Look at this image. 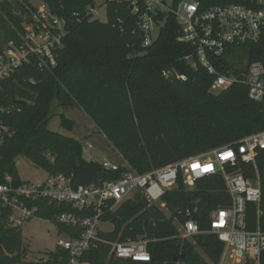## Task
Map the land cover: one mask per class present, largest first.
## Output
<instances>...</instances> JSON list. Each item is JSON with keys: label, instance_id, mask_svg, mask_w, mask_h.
<instances>
[{"label": "trees", "instance_id": "obj_1", "mask_svg": "<svg viewBox=\"0 0 264 264\" xmlns=\"http://www.w3.org/2000/svg\"><path fill=\"white\" fill-rule=\"evenodd\" d=\"M41 1L52 14L67 22V35L54 68L43 71L38 60L32 58L10 79L0 81V105L20 109L0 116L11 130L0 146V184L6 183V177H11L16 185L23 183L17 167L19 158L30 160L50 176L66 177L73 187L99 185L121 177L122 171L108 172L99 162L85 160L81 141L49 128L55 103L64 109L81 108L139 174L234 145L264 131V100L251 101L248 88L241 84L212 95L213 78L202 67L194 70L185 62L184 58L193 49L177 42L180 28L173 15L161 28L158 40L145 48L137 18L123 0L108 3L106 22L87 15L88 9L99 0ZM179 1L175 0V5ZM198 1L203 8L226 3V0ZM27 7H31L32 14ZM36 13L31 0H0V44L4 39L5 43L12 41L20 45L25 25L34 23ZM26 15L32 17L25 18ZM159 19L164 20L162 14ZM234 49L247 50V65L254 62L264 65V30L258 43ZM217 66L222 70L233 69L226 60ZM165 73L170 75L167 77ZM60 126L73 130V123L65 115L60 116ZM257 168L262 201L260 213L255 205H248L250 231L258 226L264 231V151L257 158ZM243 171L248 179L256 176L250 165H244ZM229 203L225 181L220 176L197 181L193 190H187L180 178L160 204H150L140 193L113 210L110 202L103 207L101 221L111 224L113 230L101 232L105 243L87 252L83 261L87 264H218L224 245L210 233V215ZM39 206L38 217L55 224L59 235L71 239L80 236L79 229L56 222L55 216L64 211L87 213L71 206L42 202ZM175 210H179L178 223L189 219L188 212L193 213L201 234L187 239L177 230L168 235L156 232L152 215L164 220ZM8 213L0 209V264H69L68 252L60 246L47 260L25 261L28 250L22 229L8 226ZM140 238L147 241L150 263L124 261L114 255V243ZM176 257L182 259L176 262Z\"/></svg>", "mask_w": 264, "mask_h": 264}, {"label": "built area", "instance_id": "obj_2", "mask_svg": "<svg viewBox=\"0 0 264 264\" xmlns=\"http://www.w3.org/2000/svg\"><path fill=\"white\" fill-rule=\"evenodd\" d=\"M113 0H99L88 9V16L98 19L99 11L106 9ZM129 4L131 14L136 16L139 32L145 48L151 47L159 38L161 28L173 15L179 25L177 42L191 46L193 53L184 58L194 70L202 67L213 78L211 91L221 94L237 84L248 88L251 101L264 100V65L254 62L246 68L222 70L217 65L236 54L235 47L258 43L264 30V0H226V3L203 8L198 0H123ZM34 23L25 25L21 44L10 41L0 45V81L10 79L16 70L37 59L41 70L54 68L58 51L63 48L67 35V22L52 14L41 1L36 7ZM168 12L166 18L164 13ZM162 14L164 20L160 21ZM173 74V73H172ZM168 77L170 74L165 73ZM178 79L186 80L173 74ZM20 112L12 106L0 105V116ZM11 135L10 128L0 118V146ZM91 148V146H90ZM264 151V131L247 136L234 145L216 148L199 156L184 159L174 164L139 174L124 161L108 159L98 161L108 172H120L116 181L99 185L73 187L66 177L46 175L39 182H25L16 185L11 177L0 184V209L7 210V224L18 229L38 217L39 203L57 206H71L76 212H61L55 221L80 230L75 239L60 240L58 246L68 252L69 264H87L83 258L87 252L105 243L100 234L103 231L101 216L103 207L113 203L111 210L137 193L142 194L150 204L160 203L167 191L176 187L182 178L187 190H193L196 182L220 176L224 179L230 203L214 210L210 215V233L223 243L224 250L218 264H263L264 231L260 226L248 230L247 210L253 204L258 208L262 201L260 175L257 158ZM244 165L254 168L253 179L245 177ZM162 209L165 205L162 204ZM197 210L195 209V212ZM91 213V214H89ZM189 219L175 228L184 238L201 234L193 213ZM47 221V220H43ZM50 222V221H47ZM51 223V222H50ZM114 255L124 261L150 263L151 254L147 241L114 243Z\"/></svg>", "mask_w": 264, "mask_h": 264}, {"label": "rangeland", "instance_id": "obj_3", "mask_svg": "<svg viewBox=\"0 0 264 264\" xmlns=\"http://www.w3.org/2000/svg\"><path fill=\"white\" fill-rule=\"evenodd\" d=\"M40 3L41 0H31L33 7L39 6ZM27 9L31 13V7H27ZM27 17L32 16L26 15L25 18ZM34 17L35 16L33 15V18ZM97 18L101 22L107 21L105 8H102L99 11ZM3 40L0 45L5 46L7 43H5ZM247 57V50L239 49L236 50V54L234 56L227 57V59L234 68L238 69L246 68L248 62ZM210 93L212 95H220L211 90ZM53 113L54 117L51 120L49 128L63 136L81 141L84 146L83 158L85 160L98 162L105 158L117 163L124 162L121 154L113 147L105 135L95 126L90 117L81 108L74 107L70 109H64L59 106L58 103H55L53 105ZM61 115H65L66 118L73 123L72 131L60 126ZM90 145H92L91 148ZM17 167L21 179L25 182H39L45 179L47 175L44 170L40 169L26 158H19L17 160ZM170 215L171 214H169L168 217ZM174 226L175 228L180 227L178 221L175 222ZM102 228L104 231L109 232L113 230V226L108 223L104 224ZM180 236L182 237L181 234ZM22 237L25 248L28 250V255L24 258L25 261L47 260L49 254L57 249L58 241L67 239L65 235H59L57 226L55 224L38 219H34L22 227ZM199 252L202 254L200 250Z\"/></svg>", "mask_w": 264, "mask_h": 264}, {"label": "water", "instance_id": "obj_4", "mask_svg": "<svg viewBox=\"0 0 264 264\" xmlns=\"http://www.w3.org/2000/svg\"><path fill=\"white\" fill-rule=\"evenodd\" d=\"M164 16L167 18L169 16L168 12L164 13ZM21 105H24L25 102H20ZM179 215V210H175L169 217L164 220H158L154 215H152L153 224L156 232L161 234H173L175 232V222L177 221ZM27 250V248H25ZM182 257H176L174 260L177 262Z\"/></svg>", "mask_w": 264, "mask_h": 264}, {"label": "crops", "instance_id": "obj_5", "mask_svg": "<svg viewBox=\"0 0 264 264\" xmlns=\"http://www.w3.org/2000/svg\"><path fill=\"white\" fill-rule=\"evenodd\" d=\"M91 147H92V145H90ZM47 174V173H46ZM20 175V174H19ZM23 181V180H22ZM43 221V220H42ZM31 222V221H30ZM104 231V230H103ZM105 232H109V231H105ZM65 237H67V239H68V236L67 235H65ZM59 242V241H58Z\"/></svg>", "mask_w": 264, "mask_h": 264}]
</instances>
